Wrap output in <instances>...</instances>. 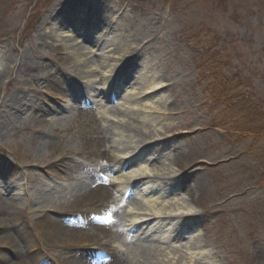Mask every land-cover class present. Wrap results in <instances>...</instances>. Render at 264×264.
Wrapping results in <instances>:
<instances>
[{"label": "rangeland", "instance_id": "374dc122", "mask_svg": "<svg viewBox=\"0 0 264 264\" xmlns=\"http://www.w3.org/2000/svg\"><path fill=\"white\" fill-rule=\"evenodd\" d=\"M109 21L112 32L104 40L111 49L91 54L99 39L75 32ZM212 44L225 76L242 79L264 106V0H0V72L23 58L31 68L16 65L0 83V181H14L16 196H3L5 182L0 194L17 209L16 216L9 206L1 211L7 227H0V236L18 242L21 230L29 233L28 247H43L34 248L30 264L42 263L44 255L82 264L80 251L108 254L103 248L110 231L124 228L127 213L114 200L112 182L108 194L100 193L106 197L87 204L90 198L81 194L94 183L85 175L101 166L124 167L122 156H136L124 164L129 167L157 154L158 160L144 165L159 174L149 177L150 184L164 187L167 197L175 194L158 199L157 209L176 212L189 202L194 213L180 216L173 227L182 243L120 234L129 264H264V134L235 143L213 124L219 110L207 100L208 70L200 67L212 60ZM123 51L131 56L113 68ZM90 91L105 94L82 106L80 95ZM25 93L40 110L48 109L44 116L29 106L10 115V100ZM39 117L45 124L37 123ZM109 156L117 159L112 163ZM131 191V209L153 207L151 194ZM84 234L88 242L82 244ZM184 242L192 249L183 256ZM27 249L21 248L26 258ZM8 256L27 264L25 257Z\"/></svg>", "mask_w": 264, "mask_h": 264}, {"label": "bare ground", "instance_id": "6f19581e", "mask_svg": "<svg viewBox=\"0 0 264 264\" xmlns=\"http://www.w3.org/2000/svg\"><path fill=\"white\" fill-rule=\"evenodd\" d=\"M108 26H110V23L108 24ZM105 44L109 45L108 42H105L103 44L104 45L103 48H106ZM97 45H100V41L97 43ZM97 45H95V47H97L99 51H102L103 48L101 49V47H98ZM58 49H60V48H58ZM90 53L93 54L92 52H90ZM101 54L103 55L104 53H101ZM128 56L129 55L125 56L124 51H123V54L121 55V57L116 62L121 61L124 58H127ZM105 57H107V56H105ZM105 62H108V60L105 59ZM16 65H18V68L21 70H29L30 71V69H31V68H29V65H28L26 59L23 58L19 63H14V64L12 63V66L10 67V69L8 71L2 70L0 72V83L3 79V77H5V74L10 75L11 72L16 67ZM114 67H116V64H113V68ZM155 89L157 91V89H159V88L156 87ZM35 94L37 97L39 96V89L37 90V92H35ZM97 96H99L98 93L91 94L89 92H83L80 99L85 101L86 103H89V102L92 103L93 98L97 97ZM17 98L18 99H16V100H13V99L10 100V102L13 103L11 105V109H13V112H11V114H10L13 118H15L17 116V112L21 111L23 106L24 107L29 106V108H35L36 109L35 110L36 115H38V113H41V116H44L46 114V111H48V109H44L43 111L40 110V108H39L40 105L38 103L30 100L28 98V93H25V95L19 94L17 96ZM132 110L136 111V108H134ZM55 113H57V112H55ZM135 113L136 112H133V114H135ZM35 120L40 125L45 124L44 122H46V120L44 118H41V117H39L38 120L37 119H35ZM119 125H121L120 128L122 127L124 130L130 128V126L128 124H125V123H123V124L119 123ZM127 157H129V156H124V157H122V159H126ZM113 158L116 159V156ZM158 159H159V156L157 154H152V157H149L146 159V161L141 162V165L144 166L147 164V162L158 160ZM125 162H128V160H125L124 163ZM68 166L69 165H67L66 167L68 168ZM4 170H5V168H4ZM106 170L107 169H104L103 172H105ZM116 171H119V170H116ZM120 174H121V176L126 175L125 178L127 181H125L123 183L125 185L124 188H127L126 183H129L130 181H138V183L140 185L136 186V190L150 193L151 195L148 198H151V200H150L151 202H158V199L163 198V197L171 198V199H173L175 197V194H173L170 197H167L166 196L167 194H165V191H164V187L157 189V187L154 185V183L150 184L151 181H149V179H150L149 177H151V176L156 177L159 174L154 173V175H152V172L151 171L148 172L147 168H145V169L143 168L141 171H137L135 173L128 174V172H120ZM56 176H59V175H56ZM115 179H116V177H115ZM3 182H5V181L1 180L0 184H2ZM94 182H95L94 185L96 186L97 190H93V191H89V192H85V193L81 194V196L84 198H87V197L90 198V200L86 201L87 204H90L92 202L94 204L98 203L100 200H102V198L106 197V194L104 196H103V194L100 195V193L103 190L106 191L104 189L105 186L103 185V183H105L108 186V183L104 180V177L99 175L98 177H96L94 179ZM130 183H132V182H130ZM13 184H14V181L13 182H7V183L5 182L2 187L5 188V191L7 193L6 195L8 196V198L14 199L16 195L14 193L15 189H14ZM133 187H135V186H133ZM189 189L190 188L188 187V190ZM108 192H109V190L106 191L107 194H108ZM123 193H124V191H123ZM1 196L2 195H0V227L5 230V228L7 227V221L3 220V218L1 217V211L6 210V206H9L8 212L12 216H16L17 215V209H16V206L13 205V203H11L9 201L6 202L5 200H3V198H1ZM188 203L186 205H183V207L177 208L176 212L175 211H171V212L169 211L168 212L165 210L157 209L156 206L149 208V210L147 212H143V214L139 213L138 216L136 215V213L134 211V213L131 215V216H133L134 221L132 220V218H129V222H130L128 224L129 229H130V227L135 228V224H136V225H138V227H136V228H139V230L143 229V231H144L143 233H141L140 237H142V235H145V238L147 236L148 238H150L152 240L164 241L166 239L167 241L174 240L175 243H182V242H178L179 240L176 239L177 235H175V233L177 230H176V228H173V227L176 223L175 221L178 220L180 218V216L184 217V218H188V216H186V215L194 213V210L191 209V206ZM94 204H91V205L95 206ZM49 221H50V225L55 226V224H56L55 227H57V229L59 228L62 232L70 231L69 229H65L66 227L67 228H69V227H68V225H66L64 223L63 224H61L59 222L57 223L56 220H53L52 222H54L55 224H52L51 220H49ZM162 223L167 224L166 227L168 230H165L166 228L161 227V226H163ZM95 226L98 227V224H96ZM71 233H73V231H71ZM159 233H161V234H159ZM186 233H188V232H186ZM4 235L5 234L0 236V264H8L9 262H10V264H20L17 260L15 262H14V260L12 261V259H10L8 256V255H10L13 259L26 257L23 255V253L20 249L19 243L13 239V236L10 237V236H4ZM19 235H21L20 239L23 241V245L26 246V244L28 243V238H27L26 233L24 232L22 234V230H21L19 232ZM88 236L89 235H87V234H84L83 236H81L80 243L83 244V243L88 242ZM169 236L172 239H170ZM94 238H95L94 242L99 243V239H100L99 234L96 237L94 236ZM115 243H116V241H115ZM182 245L184 247V250L181 251L182 255L184 256V255L190 254L191 253L190 251L192 248L187 246V244L185 242ZM34 246L35 245H33L32 247H34ZM6 247H10L9 249H11V251L5 252ZM178 248H179V246L175 245V250ZM103 249L105 251H107V253H108L107 256H105L104 253H103L104 255H102L100 253H96L95 254L96 256L91 254L94 257L92 259L93 262H96L97 259H99L101 262L108 259V262H110V264H125V263L129 264L130 258L128 257L129 259L128 258L126 259L123 256V255H125V253L122 252L123 250L120 248L119 244H113L111 241H109L108 243H106L104 245ZM20 253H22V255H19ZM184 253H186V254H184ZM196 256H199V255L196 254ZM95 257H98V258L96 259ZM32 258H33V256L30 254V256H28V258H27V264L31 263ZM80 261L82 264H91V262L89 263V261L87 260L85 252L80 253ZM163 264H166V263H163Z\"/></svg>", "mask_w": 264, "mask_h": 264}, {"label": "trees", "instance_id": "16d2710c", "mask_svg": "<svg viewBox=\"0 0 264 264\" xmlns=\"http://www.w3.org/2000/svg\"><path fill=\"white\" fill-rule=\"evenodd\" d=\"M218 52L217 44L214 46L212 44L207 51L212 60L206 62L202 60L200 66L201 69L208 70V75L205 76L208 83L203 84L207 100L219 110L213 124L222 125L226 136L235 140V143L241 142L244 138L258 139L264 134V106L254 100V95L246 89L242 79L235 81L234 77L230 79L225 76ZM207 62L210 65L205 66ZM228 114L236 117L233 122L225 119Z\"/></svg>", "mask_w": 264, "mask_h": 264}]
</instances>
